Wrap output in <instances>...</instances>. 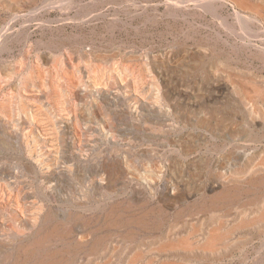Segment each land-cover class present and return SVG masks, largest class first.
Masks as SVG:
<instances>
[{"label":"rangeland","instance_id":"rangeland-1","mask_svg":"<svg viewBox=\"0 0 264 264\" xmlns=\"http://www.w3.org/2000/svg\"><path fill=\"white\" fill-rule=\"evenodd\" d=\"M149 1L143 9L142 0H0V264H13L25 243L56 226L70 232L50 237L35 259L63 245H71L63 249L69 264L158 256L160 236L194 241L195 226L228 222L264 199L263 184L228 207L204 203L217 183L244 186L255 171L264 174V100L252 89L264 88L260 49L185 42L187 31L154 10L160 0ZM73 83L85 90L80 99ZM56 112L78 117V159L52 124ZM94 134L98 144L87 150ZM34 148L45 173L29 159ZM116 214H146L150 227L115 225ZM93 229L105 238L97 252ZM160 257L264 264V229H237L211 253L178 248ZM30 259L23 264H36Z\"/></svg>","mask_w":264,"mask_h":264},{"label":"bare ground","instance_id":"bare-ground-1","mask_svg":"<svg viewBox=\"0 0 264 264\" xmlns=\"http://www.w3.org/2000/svg\"><path fill=\"white\" fill-rule=\"evenodd\" d=\"M142 1H145V7L143 9H146L147 6H150L149 0H142ZM154 10H156L157 12H159V11L162 12L163 16H165V18H168L169 21H171L169 23L172 27L180 29L181 32L187 31V33L182 34V35H184L183 40L185 42H191V43L200 44V45H204V44L205 45H211L214 47H219V46H222V47L228 46V47H234V48H237V47H258L260 49V51H259L260 57L264 58V0H160L156 4H154ZM121 13H122V11H121ZM139 13L140 12H138V14ZM156 19L153 18L154 22H156ZM147 21H149V20H147ZM135 26H136V24H135ZM222 57H223V55H222ZM219 60H221L224 63L223 58H219ZM220 70L223 71L221 68H220ZM80 72L82 75H84L85 73H87V70L85 68H83V69H80ZM6 73H7V75L11 76L12 79H14V75H13L14 72L12 70H10L9 68L6 69ZM229 76H231V75H229ZM227 78H229V77H227ZM38 83H39V81H38ZM116 84H117L119 89H121L123 87V83L121 81H117ZM248 85H249V83H248ZM252 85H255V84L252 83ZM97 88L95 89L94 87H90L89 90L93 92V91H96ZM240 88H241V86H240ZM251 88H252V86H251ZM73 89H74V93H75L74 97H79V99L81 97V94L85 93V90L82 89V87H80L78 85V83H73ZM101 89H102V87H101ZM252 89H256L255 92L257 93V96L260 95L259 97L260 98L262 97L264 100V88L263 87H260V85H257V86H254V88H252ZM103 90L106 91V89H103ZM103 90H99V91L102 92ZM43 92L44 91H41V93H43ZM245 93L249 94V92H247V91ZM100 94L103 95L102 93H100ZM117 95L118 94H116V96ZM3 120L4 121H2V122H4L5 124L9 123V121H7L8 119L6 120L4 117H3ZM20 121L23 122L22 124L27 123V122L24 123L26 121V119L23 117L20 118ZM73 121L74 122L78 121V117L76 114H66L65 115L64 113L62 114L60 112L59 113L56 112V114L54 115V119L52 118V124L55 126L61 127V132L63 133L64 143H66V148L70 149L71 156L74 157V159H75V158H77L79 151L82 148V146L77 145L78 142L76 143V141H75L76 140L75 135H77L76 134L77 131L72 130L73 129L72 125L74 124ZM19 125H20V123H19ZM101 133H102V131H101ZM98 140H99L98 136L96 134H94L93 138L90 141L85 143V146L88 148L87 150L93 151L95 146H97V144H98ZM80 141H81V139H80ZM34 150H35V148L32 150V153H31V156L29 157V159L32 161L33 160L35 161V159H36L40 164V172L45 173L44 167L40 163L39 154L37 153L36 150L35 151ZM63 156H64V154H63ZM61 157L59 156V158H61ZM65 157L66 158H63V159L68 160L70 156L65 155ZM262 159H264V158H262ZM59 162H61V161H59ZM257 162H259V161H257ZM74 164L76 166L79 165L78 161L75 162ZM37 167H39V166H37ZM260 167L262 169H264V165H262ZM65 168L67 170L71 169L68 165H66ZM54 172H55V169H54ZM158 172H159V170H158ZM58 173H59V171H58ZM252 175L253 176H251V178L249 180L247 179L248 185L246 184L244 186L239 185L238 181L237 182L235 181V183L232 182L233 185L229 184V186H226V185L223 186L221 183H217L216 185H214V188L209 191L210 193L208 194V196H206L205 201H204L205 205L209 209L210 208L216 209L218 207H221V208L222 207H228L235 200H237L239 197H241L242 194H246V193L250 192L252 189L258 190L264 184V174L258 173V171H255ZM232 177H233V175H232ZM254 192H255V190H254ZM256 195H258V194H256ZM255 200L256 201H255L254 205L250 209L244 210L240 214L238 213V214H235L234 216L232 214L231 215L228 214L226 216L228 222L223 221V218H222V221H218L219 223L217 222V223L213 224L212 227H206V228L203 227V228L197 229V227L195 226L194 227L195 231L193 233H191V237L194 234L195 239L192 238L194 241L191 240L190 235L188 238H178V236L175 237L172 235H170V237H166V238L160 236L159 241H161L162 243H161V245L159 244L160 247H159L158 251L160 253L158 256H152V257L145 258L144 253H141L138 251V252H136V254L133 253L132 254L133 256H130V258L127 259L123 264H166L167 262H165L164 260L161 259L160 254L166 253L167 251L177 250L178 248L179 249H185V250L196 248V249H199L201 251L211 253V252L216 251L221 244H226L227 239L230 238V235L233 232H235V230H237V229H248V228H256V227L258 229H264V199H261V198L257 199L256 198ZM194 207L195 206H193L192 209H195ZM198 207H201V206L199 205ZM118 209H119V206L114 205L111 207V209L108 210V214L112 215V217H113V216H115V213L117 212ZM199 210H201V209H199ZM204 210H205V208H204ZM160 211L162 212V210H160ZM142 213H144V212H142ZM173 213H175V212H173ZM116 216L117 217H114L112 220V223H114L115 225H120V224L126 222V223L137 224V225L141 226L142 228H144V230H146L147 228L150 227V225H149L150 222L147 221V219H146L147 215L146 214H142V215L136 216V217H130L128 219L125 218V220H123L124 218L122 217V214H120V215L116 214ZM88 222L91 223L90 220ZM112 223H109V224H112ZM200 225H202V224H200ZM153 226H155V225H153ZM122 227H124V226H122ZM168 231H172V230L169 229ZM48 232L49 233H43L36 240L25 243L20 248L19 252L16 254V256L13 260V262H14L13 264H23L26 262L28 263L30 258L35 259L34 256H37L39 254L38 250L40 248H42V245L44 243H46L47 241L49 242L50 237L59 236L60 232L63 235H67L70 231L68 229L67 230H61L60 228H58L56 226L55 228L49 230ZM92 234H93L92 236H94V243L92 245L91 250L93 252H97V250L104 247L105 238L101 234H98V233L96 234V229H93ZM105 234L106 233L104 232V235ZM156 242H158V241H156ZM86 243H88V242H86ZM158 243H155V244H158ZM70 246L71 245H65V246L63 245V248H61V249H55L53 251L50 249L48 251H45V253L40 258L38 257L37 259H35L36 264H62V263L63 264H69L70 258H67L66 256L64 257V255L69 253L70 249H66V248H69ZM153 248H155V247H152V249ZM63 249H65V251L67 253L64 254ZM147 252H149V251H147ZM67 256H68V254H67ZM70 256H71V254H70ZM167 264H169V263H167ZM170 264H171V262H170ZM172 264H173V262H172ZM174 264H176L175 261H174Z\"/></svg>","mask_w":264,"mask_h":264}]
</instances>
